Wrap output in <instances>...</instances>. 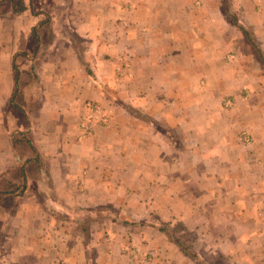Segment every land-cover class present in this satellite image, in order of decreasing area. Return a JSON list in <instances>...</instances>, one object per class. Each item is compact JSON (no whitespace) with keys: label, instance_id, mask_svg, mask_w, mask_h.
Masks as SVG:
<instances>
[{"label":"crops","instance_id":"crops-1","mask_svg":"<svg viewBox=\"0 0 264 264\" xmlns=\"http://www.w3.org/2000/svg\"><path fill=\"white\" fill-rule=\"evenodd\" d=\"M230 13L264 42V0H0V264H264V76Z\"/></svg>","mask_w":264,"mask_h":264},{"label":"rangeland","instance_id":"rangeland-1","mask_svg":"<svg viewBox=\"0 0 264 264\" xmlns=\"http://www.w3.org/2000/svg\"><path fill=\"white\" fill-rule=\"evenodd\" d=\"M248 31V37L246 36L245 38H243V36L239 37L240 40H235L237 41L238 45L239 43H241L242 48L239 50L238 46L236 45L234 47V44L236 42H233L234 44L232 45V51H230V54L234 55L235 52L245 56H247V60L245 61V65L250 64L252 65V67H255V69L257 70V72H260V68H262L261 72L262 76H264V42H259L257 40L253 39V34L250 31V29L247 30ZM244 35V34H242ZM261 48H262V53H261ZM235 51V52H234ZM262 55V56H261ZM261 56V57H260ZM257 61H256V60ZM156 220V218H154ZM154 220V221H155ZM182 228V226H181ZM180 228V224H173V226L169 227V231L170 233H172V237L174 236H178L179 238H181V240H183L186 244L191 242L192 239V234L190 233H179L178 231L181 229ZM204 256L206 261H209L210 264H224L223 261V256L215 253V250L213 251L212 249L204 251Z\"/></svg>","mask_w":264,"mask_h":264},{"label":"built area","instance_id":"built-area-1","mask_svg":"<svg viewBox=\"0 0 264 264\" xmlns=\"http://www.w3.org/2000/svg\"><path fill=\"white\" fill-rule=\"evenodd\" d=\"M225 105H229L228 99L225 101ZM85 107L88 120H93L101 124H105L107 122V117L99 105L94 103H86Z\"/></svg>","mask_w":264,"mask_h":264},{"label":"trees","instance_id":"trees-1","mask_svg":"<svg viewBox=\"0 0 264 264\" xmlns=\"http://www.w3.org/2000/svg\"><path fill=\"white\" fill-rule=\"evenodd\" d=\"M230 18H231V21H232V23H234V25L238 28V30L240 31V32H242L244 35H245V37L247 36L248 37V28H246V27H244L243 25H241V24H238V22H237V19H236V17L234 16V14H232V13H230V16H229ZM169 235H170V237L175 241V242H177L178 240L177 239H175V238H173L172 237V233H168ZM177 244L178 245H181V243L178 241L177 242ZM184 250H186V249H184ZM189 253H190V250H187Z\"/></svg>","mask_w":264,"mask_h":264}]
</instances>
